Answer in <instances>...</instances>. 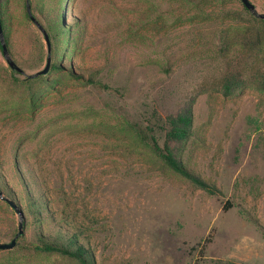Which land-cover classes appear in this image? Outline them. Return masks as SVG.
Returning <instances> with one entry per match:
<instances>
[{
	"label": "rangeland",
	"instance_id": "374dc122",
	"mask_svg": "<svg viewBox=\"0 0 264 264\" xmlns=\"http://www.w3.org/2000/svg\"><path fill=\"white\" fill-rule=\"evenodd\" d=\"M250 1L264 13V0ZM46 2L30 0L44 27L37 6ZM26 3L2 1L9 53L24 71L12 75L0 51L7 186L23 197L17 159L27 179L47 183L58 217L84 231L97 264H264V93L214 90L223 37L233 56L239 28L262 19L241 0H65L67 25L81 27L78 53L32 97L9 77L29 79L47 64L38 61V38L48 47L25 18ZM167 93L197 95L185 160L214 195L161 170L125 129V118L148 121ZM20 221L0 199L1 242H11ZM207 239L201 255L195 247ZM33 241L25 227L13 249L0 250V264H76L34 254Z\"/></svg>",
	"mask_w": 264,
	"mask_h": 264
},
{
	"label": "trees",
	"instance_id": "16d2710c",
	"mask_svg": "<svg viewBox=\"0 0 264 264\" xmlns=\"http://www.w3.org/2000/svg\"><path fill=\"white\" fill-rule=\"evenodd\" d=\"M2 1L0 0L2 28L8 50L12 52ZM64 2L65 0H47L45 6H37L38 13L45 23V27H43L49 35L50 49L45 52L44 44L38 38L36 54L39 62H43L45 58L46 63H48V57H50L47 74L23 81L15 76H9L15 85L24 88L25 92L32 97H34L38 86L49 83L45 79L47 75L65 70L62 61L68 62L78 53L77 50L81 44V41L79 42L81 27L76 22L67 25L66 11L62 5ZM32 16L26 8L25 18L28 22L34 23L33 18H35L41 24L34 12H32ZM252 19L254 23L258 22V24L239 28L236 36L237 51L233 56L228 55L233 45L223 37V43L219 50L222 73L219 84L214 90L225 98L239 94L248 88L264 93V20ZM0 51L2 52L1 42ZM161 68L165 72H169L170 65H161ZM3 69L5 70L4 67ZM10 70L12 75L16 73V70L11 67ZM72 75L83 78L80 74L72 73ZM196 100L197 95L177 97L167 93L156 102L157 106L148 121L141 122L125 118L124 124L133 142L142 146L150 159L161 170L187 181L196 189L214 195L218 192L217 188L191 170L185 160L186 150L194 133V105ZM15 165L21 177L23 197L20 199L18 194L7 186L3 175L0 177V192L4 197L2 200L7 205L12 207L7 201L9 200L22 212L23 234L21 236L24 235L25 227L31 228L34 237L31 251L36 255L57 254L74 261L76 264H97L90 243L84 237V231L68 222L66 217H63L64 215L58 217L52 210V200L48 195L47 183L38 180L36 176L27 179L22 174L17 159H15ZM32 185L36 188H31ZM209 241L207 239L203 245L199 243L195 249L200 248L202 255L206 249V243ZM210 264L238 263L217 261Z\"/></svg>",
	"mask_w": 264,
	"mask_h": 264
},
{
	"label": "water",
	"instance_id": "95a60500",
	"mask_svg": "<svg viewBox=\"0 0 264 264\" xmlns=\"http://www.w3.org/2000/svg\"><path fill=\"white\" fill-rule=\"evenodd\" d=\"M241 2L243 4V6L249 12H251L252 15H254L255 17H257L259 19L264 20V13H259L256 6L250 0H241ZM26 8H27L28 13L32 16L30 0H27ZM33 22L35 23V25L38 27V29L43 34L44 40L47 44V47H48V49H50V40H49V35H48L46 29L39 22H37V20H35V18H33ZM0 42L2 45V54L5 58V60L7 61V63L9 64V66L12 69L16 70L17 72L24 73V71L11 58V55L9 53L7 43L5 40V36H4V32H3V28H2L1 15H0ZM49 65H50V57H48V63L46 65V67L44 69L36 72L33 75H29V78H35V77H38L40 75L47 74V72L49 70ZM0 199H4L1 192H0ZM7 201L17 211L18 215L20 216L21 221L19 223L18 233L11 240V242L5 243V242L0 241V250H11V249H13L17 245V239L23 234V215H22V212H21V210L18 209V207L13 202H11L9 200H7Z\"/></svg>",
	"mask_w": 264,
	"mask_h": 264
}]
</instances>
